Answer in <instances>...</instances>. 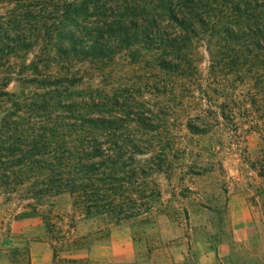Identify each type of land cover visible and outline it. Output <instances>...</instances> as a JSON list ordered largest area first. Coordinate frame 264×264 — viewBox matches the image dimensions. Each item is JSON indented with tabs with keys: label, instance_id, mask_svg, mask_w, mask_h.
<instances>
[{
	"label": "rangeland",
	"instance_id": "1",
	"mask_svg": "<svg viewBox=\"0 0 264 264\" xmlns=\"http://www.w3.org/2000/svg\"><path fill=\"white\" fill-rule=\"evenodd\" d=\"M220 4L224 12L232 5ZM6 14L1 8L0 140L39 135L47 143L40 153L30 145L0 151V250L12 224L27 217L73 254L90 250L95 225L113 223L130 228L143 243L138 249L156 256L160 229L176 223L183 264H264V49L247 54L244 40L222 47L194 37L177 43L178 53L151 40L86 55L58 50L56 22L17 17L8 24ZM88 24L62 28L79 34ZM6 45L15 51L2 54ZM87 138L120 145L104 144L95 158L93 195L135 200L131 217L84 218L77 195L46 192L59 184L46 179L53 166L81 181L69 170L84 158ZM224 236L235 238L233 254L230 244L223 252Z\"/></svg>",
	"mask_w": 264,
	"mask_h": 264
},
{
	"label": "trees",
	"instance_id": "2",
	"mask_svg": "<svg viewBox=\"0 0 264 264\" xmlns=\"http://www.w3.org/2000/svg\"><path fill=\"white\" fill-rule=\"evenodd\" d=\"M220 3L221 0H0V9L5 8L8 24L17 17L56 22L60 38V42H57L59 51L69 49L86 55L104 56L116 46L115 42L128 45L152 40L156 42L157 48H163L169 54L181 51L182 48L177 43L180 44L182 40L190 41L194 37L222 42V47L244 40L247 54L263 50L264 0H231L232 5L225 12L219 7ZM230 11L231 14L227 17L226 14ZM224 14L227 21L221 19ZM90 16L94 18L90 19ZM83 22H90L83 26L84 33L74 34L73 31L62 28L71 24L81 26ZM1 29L3 30L4 26L0 22ZM78 40L79 43H76ZM252 42H255V46L247 45ZM5 49L7 50L2 53L4 55L15 51V48L9 45H6ZM94 122L107 125L106 121ZM259 131L264 133V129L260 128ZM36 138V141L31 139L29 142H18L15 139L3 143L0 140V151L12 152L18 150L19 145H30L31 151L40 153L47 142L42 136L38 135ZM106 139H84L87 142L85 156L69 170L80 173V182L75 177L63 178L65 172L59 166L49 168L50 174L46 175V179L58 178L59 184L50 185L46 192L59 194L68 191L73 196L77 195L74 196V205L83 211L84 218L122 213L119 218L125 219L134 215L132 207L139 205L135 200L127 198L119 201L110 199V196L99 199L93 195L98 189L93 174L94 170L99 169L95 158L103 156L104 144H109V150H117L120 147L116 139L113 144L111 140ZM13 173L18 175V172ZM84 195L86 198H83ZM146 196L148 195L141 191V197L144 199Z\"/></svg>",
	"mask_w": 264,
	"mask_h": 264
},
{
	"label": "crops",
	"instance_id": "3",
	"mask_svg": "<svg viewBox=\"0 0 264 264\" xmlns=\"http://www.w3.org/2000/svg\"><path fill=\"white\" fill-rule=\"evenodd\" d=\"M84 221L87 222L86 219ZM170 224L159 231L158 243L161 247L156 256L155 253L147 255V249H142L143 252L138 249L140 245L143 247V243L136 239L130 228L113 223L108 228L95 225L90 235L93 237L90 250L80 247L73 254L61 249L54 239L46 236L44 225L39 220L23 217L10 228L8 246L0 250V264H183L182 249H177V245L182 243L183 229L176 223L173 224L175 227ZM159 228L154 227L156 230ZM233 241L235 238L224 236L223 252L230 244L232 249L229 254H233L232 250L236 249ZM149 243L151 251L154 243ZM206 258H213V254L207 252Z\"/></svg>",
	"mask_w": 264,
	"mask_h": 264
}]
</instances>
